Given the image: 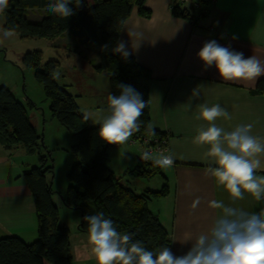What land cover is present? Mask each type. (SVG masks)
Wrapping results in <instances>:
<instances>
[{
  "label": "crops",
  "instance_id": "obj_1",
  "mask_svg": "<svg viewBox=\"0 0 264 264\" xmlns=\"http://www.w3.org/2000/svg\"><path fill=\"white\" fill-rule=\"evenodd\" d=\"M199 1V8L191 9L195 16L203 15L193 24L172 15L170 0H145L149 17L139 16L138 9L133 8L117 41V45L124 42L129 57L149 71V79L143 81L148 92L149 125L167 135L169 153L175 159L172 167L161 168L160 175L151 180L128 174L137 165L140 150L127 156L122 169L107 167L137 194L167 186V195L152 200L148 207L158 216L171 240V251L177 256L191 247V242H179L184 235L204 230L216 214L207 207V201L222 200L249 212L264 208V202H257L248 194L232 204L229 194L206 175L210 166L205 157L207 146L193 142L197 129L208 126L196 119L197 106L202 103L220 104L231 113V120L218 118V126L230 131L237 125L250 123L252 134L264 137V95L255 92L264 76L255 82L226 81L215 66L205 69L196 55L205 42L216 40L221 46L243 52L245 58L255 55L264 61V0ZM181 8L190 7L187 4ZM25 12L31 13V19L25 14L31 23H38L45 16L44 9ZM138 33L143 34V39H139ZM194 90L199 93L197 96H193ZM189 104L190 110L186 108ZM34 129L38 134L37 128ZM35 157L28 155L24 147L7 149L0 144V239L15 237L25 244L37 240L35 206L22 175L24 170L38 166ZM257 174L264 175V170ZM126 178L134 181V185L130 186ZM63 190L60 193L54 190L51 199L57 208L59 224L69 230L70 253L75 264L71 242L87 238L78 231L80 212L62 204L66 189ZM197 197L201 202L193 207Z\"/></svg>",
  "mask_w": 264,
  "mask_h": 264
},
{
  "label": "trees",
  "instance_id": "obj_2",
  "mask_svg": "<svg viewBox=\"0 0 264 264\" xmlns=\"http://www.w3.org/2000/svg\"><path fill=\"white\" fill-rule=\"evenodd\" d=\"M49 3L51 0H9L8 8L0 13L4 18V25L0 28H14L16 37L22 40L53 41L66 33L98 61L93 69L105 73L109 94L119 95L118 85H129L147 103L140 117V131L134 135L164 136L148 128L149 101L143 81L149 79V71L131 57L125 59L113 51L133 8L138 9L139 16L149 17L144 8L145 0H94L90 5L83 0L82 5L74 10V15L65 20L48 10ZM181 7H171L172 15L193 24L203 15L195 16L191 8ZM27 9H44L45 16L40 22L31 23L25 17ZM105 45L106 48L103 47ZM22 63L34 71L35 80L50 102L51 113L75 140L69 150L72 161L65 174L68 184L61 201L67 209L80 212L78 231L88 235V225L82 220L83 216L103 213L105 218L114 221L118 232L131 233L133 240L140 241L146 250L154 251L165 246L171 249L169 236L158 216L148 207L152 200L167 195V186L163 185L156 192L145 190L140 194L129 188L123 178L107 167L110 145L100 138V126H89L87 119L78 113L73 98L52 79L51 73L58 63L50 61L41 66L39 53H26ZM255 92L264 95V79L257 83ZM38 140L23 105L9 89L0 87V144L7 149L24 147L28 155H34L39 149ZM46 162L45 157L38 154V166L24 170L22 174L35 206L37 240L25 244L15 237L0 239V264H73L69 230L59 224L57 208L51 199L53 191L47 181L51 169ZM160 172L161 168L150 162L144 165L137 163L128 174L151 180Z\"/></svg>",
  "mask_w": 264,
  "mask_h": 264
},
{
  "label": "clouds",
  "instance_id": "obj_3",
  "mask_svg": "<svg viewBox=\"0 0 264 264\" xmlns=\"http://www.w3.org/2000/svg\"><path fill=\"white\" fill-rule=\"evenodd\" d=\"M82 3L83 0H51L47 7L54 16L65 20ZM8 6L9 0H0V13ZM137 35L143 39L142 33ZM15 36L14 28H0L2 39ZM113 51L125 59L130 55L122 41ZM196 55L205 69L215 66L221 79L226 81L255 82L264 76V61L255 55L245 58L243 52L221 46L216 40L205 42ZM51 77L59 80L60 75L53 71ZM118 87L120 94L108 95V115L99 122L98 134L110 145H124L140 131V117L147 106L131 86L120 84ZM198 94L193 91V96ZM197 107L196 119L207 122L208 126L197 129L193 142L207 146L205 157L210 166L206 168V175L229 194L232 204L245 199V194L264 202V175L257 174L264 170V137L253 135L250 123L237 125L230 131L218 126V118L232 119L231 113L220 104L202 103ZM186 108L190 110L191 105ZM148 128L154 132L151 125ZM141 159L164 169L172 167L175 158L171 153L154 155L151 150H145ZM200 202L197 197L193 207ZM207 207L216 214L204 230L184 235L179 242H191V247L179 256L169 246L146 250L140 241L133 240L131 233L118 232L114 221L105 218L103 213L85 215L82 220L88 225L90 253L96 264H264V208L249 212L216 199L207 201Z\"/></svg>",
  "mask_w": 264,
  "mask_h": 264
},
{
  "label": "rangeland",
  "instance_id": "obj_4",
  "mask_svg": "<svg viewBox=\"0 0 264 264\" xmlns=\"http://www.w3.org/2000/svg\"><path fill=\"white\" fill-rule=\"evenodd\" d=\"M93 1L85 0L89 5ZM25 14L31 19L30 12ZM3 25L4 18L0 15V27ZM26 53H39L41 66L50 61L58 63L55 72L59 73L60 78L54 81L73 98L78 113L87 117L91 127L100 126L99 122L108 115L109 83L104 72L93 69L98 61L67 35L53 42L43 39L22 40L16 36L4 40L0 37V87L11 91L14 98L25 108L31 124L37 128L39 149L32 156H36L38 162V154H43L47 160L46 165L51 169V189L60 193L68 184L65 174L72 161L69 150L75 140L51 113L50 102L41 85L35 80L34 71L24 67L22 58ZM138 151V145L131 147L128 142L124 145H110L107 166L118 171L126 165L127 156L135 155ZM126 180L130 186L134 185L131 179ZM138 182L146 184V181ZM82 236L87 238V235ZM71 244L75 264H96L87 239L73 240Z\"/></svg>",
  "mask_w": 264,
  "mask_h": 264
},
{
  "label": "built area",
  "instance_id": "obj_5",
  "mask_svg": "<svg viewBox=\"0 0 264 264\" xmlns=\"http://www.w3.org/2000/svg\"><path fill=\"white\" fill-rule=\"evenodd\" d=\"M171 7L173 6H185L189 5L192 9H198L200 6L199 0H170ZM131 145L139 146V156L137 158V163L139 165L148 164L151 161H144L141 159V154L145 150H151V152L155 155L159 152H163L164 154H169L168 147V137L164 134V136H143L140 134L134 135L133 138H130L128 141Z\"/></svg>",
  "mask_w": 264,
  "mask_h": 264
}]
</instances>
